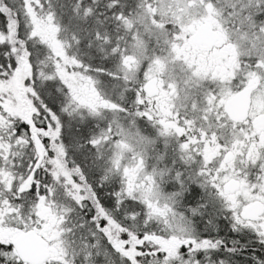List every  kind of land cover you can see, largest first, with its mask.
<instances>
[{"label": "snow or ice", "instance_id": "6c2138e0", "mask_svg": "<svg viewBox=\"0 0 264 264\" xmlns=\"http://www.w3.org/2000/svg\"><path fill=\"white\" fill-rule=\"evenodd\" d=\"M0 264H264V0H0Z\"/></svg>", "mask_w": 264, "mask_h": 264}]
</instances>
